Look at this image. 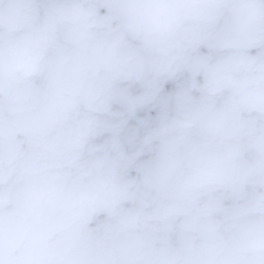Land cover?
Returning a JSON list of instances; mask_svg holds the SVG:
<instances>
[{"label":"clouds","instance_id":"obj_1","mask_svg":"<svg viewBox=\"0 0 264 264\" xmlns=\"http://www.w3.org/2000/svg\"><path fill=\"white\" fill-rule=\"evenodd\" d=\"M0 264H264V0H0Z\"/></svg>","mask_w":264,"mask_h":264}]
</instances>
